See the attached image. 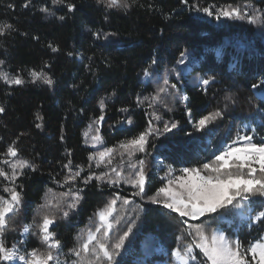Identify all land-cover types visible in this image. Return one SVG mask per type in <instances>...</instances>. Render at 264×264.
Listing matches in <instances>:
<instances>
[{
	"label": "trees",
	"instance_id": "1",
	"mask_svg": "<svg viewBox=\"0 0 264 264\" xmlns=\"http://www.w3.org/2000/svg\"><path fill=\"white\" fill-rule=\"evenodd\" d=\"M26 2L0 0V26L12 25L0 35V60L4 61L0 70L13 76L18 74L25 81L19 86L0 81V106L5 109L0 113V153L17 141L20 157L36 166L35 171L25 169L17 180L22 205L8 221L6 245L16 244L22 253L33 248L46 252L38 236L31 233L23 236L22 230L34 219L38 222L42 215L54 214L56 222L51 230L67 253L75 246L82 229L86 231L91 226L94 230L97 223L94 213L118 192L134 202L117 205L114 216L122 219L111 233L112 241L127 230L130 222H134V228L117 260L120 264H172L171 249L177 246V236L186 235V226L177 214L151 203L148 197L162 186L163 165H172L178 173L182 167L211 162L214 154L235 139L238 130L253 135L254 142L264 138V94L251 87L264 79V23L217 21L190 10L180 0H128L127 9H109L97 0H65L58 5L51 0H31L30 6L24 8ZM67 3L75 4L72 12L68 11ZM191 3L233 4L242 9L251 3L256 9H264V0H190ZM41 7H47L49 12L40 11ZM94 32H100L101 38L94 37ZM103 34H108L107 38ZM49 44L57 51L53 52ZM181 51L188 56L184 64H177ZM153 59L158 63L153 65ZM150 66L152 76L145 78L144 70ZM29 70L45 72L53 85L32 83ZM165 75L177 89L162 94L156 110L164 121L178 122V127L164 133L163 122H156L161 134L150 138L148 155L137 153L145 159L149 173L147 194L143 199L133 198L134 189L128 184L118 188L96 180L84 184L82 178L90 172L108 171L103 164L97 168L95 162L89 168L90 152L117 147L121 141L146 129L145 113H151L152 109L147 102L137 106V97L152 95ZM198 76L215 79L205 89ZM182 95H187L188 100L181 101ZM101 99L106 105L105 119L99 125L102 144L94 148L90 136L86 138L84 132L100 115ZM122 108L128 111H119ZM189 109L196 119L217 109L224 114L198 132L188 122ZM37 114L43 117L42 121L36 119ZM37 123L42 127L36 128ZM96 127L93 124L90 135L95 134ZM69 158L84 171L75 183V188L81 189L80 203L65 218L61 209L67 210V201L60 194L67 187L57 181H63L67 170L62 165ZM155 159L162 164L157 165ZM127 160L125 156V174L129 171ZM113 166H121L119 152ZM6 184L0 177V195L5 197ZM49 201L59 202L61 207H40ZM246 215H232L219 222L202 220L209 235L220 228L230 239L239 237L247 247L263 236L264 224H251ZM37 231L33 225L31 232ZM21 240L25 243L21 244ZM66 259L71 264L75 257L61 255V264Z\"/></svg>",
	"mask_w": 264,
	"mask_h": 264
},
{
	"label": "snow or ice",
	"instance_id": "2",
	"mask_svg": "<svg viewBox=\"0 0 264 264\" xmlns=\"http://www.w3.org/2000/svg\"><path fill=\"white\" fill-rule=\"evenodd\" d=\"M64 2L65 0H51L53 5ZM180 2L189 5L190 10L213 17L217 21L229 19L247 20L249 24L253 25L264 23V9H256L251 3L246 4L242 9L239 5L233 4L201 6L199 3L190 4V0H180ZM97 3H102L109 9H127L129 6L128 0H97ZM30 4L31 0H27L23 7L28 8ZM66 6L69 12H72L76 7L73 3H67ZM40 11L49 12V9L41 7ZM59 18L64 19L63 16ZM11 28L12 25L10 24L0 26V35L5 34L6 30ZM101 35L100 32L93 33L97 39L101 38ZM103 35L104 38H107L108 34ZM48 47L53 52L57 51L51 44ZM187 56L186 51H181L176 63L184 64ZM157 63L158 61L153 59L152 64ZM2 64L4 61L0 60V65ZM29 75L32 78V83L42 81L49 86L54 83L43 71L29 70ZM144 76L151 78V66L144 70ZM214 79L213 76L197 77L199 84L205 89ZM0 81L10 86H19L25 83L20 75L13 76L3 70H0ZM251 87L264 94V79L257 81ZM169 89L175 90L177 85L171 83L168 76L165 75L162 83H158L152 95L137 97V106H142L147 102L148 107L152 109L151 113H145L148 116L146 129L130 139L121 141L117 147H104L103 150L90 152L88 156L89 168H92L91 162H95L97 168L103 164L108 167V171L99 174L90 172L89 175L82 178L84 184H88L92 180L106 183L113 188H118L121 184H128L134 189L131 193L133 198H144L147 194L146 185L149 173L146 171L145 159L138 157L137 153L148 155L147 149L150 138L161 134V129L156 122H163L164 133L171 132L178 127V122L164 121L156 110V106L162 100V94H170ZM180 99L186 101L188 96L182 95ZM225 99L231 98L225 97ZM99 107L100 115L89 124L88 130L84 132L86 138L90 136L94 148L102 144L99 125L105 119L106 105L103 99L99 101ZM4 111V107L0 106V113ZM119 111L127 112L128 109L122 108ZM223 114L222 110L217 109L196 119L190 109L186 112L188 122L198 132L207 129ZM36 119L42 121L43 117L37 114ZM128 123H132L131 119L128 120ZM93 124L97 127L95 134L90 135ZM35 127L41 128L42 124L37 123ZM255 131L252 129V132ZM18 139L19 137H17ZM61 140H63V136H61ZM117 152L121 157V166H113ZM19 153L17 141L8 144L5 151L0 153V165H3L0 167V177L7 181L3 188V192L7 193V196L0 195V264H61V255L75 257L71 264H120L117 256L125 248L126 241L133 233L134 222H130L127 230L112 241L111 233L122 219V217L114 216V213L118 211L117 205L119 203L122 202L123 206H127L134 200L118 192L113 193L111 199L94 213L97 218L94 230L91 226H87L86 231L82 229L76 236L75 246L69 248L67 253L63 251L62 241L51 230L56 222L54 214H44L38 222L34 219L32 223L25 224L22 230L24 234L31 233L38 236L46 246V252L42 253L33 248L21 253L16 244L11 247L6 245L4 234L9 227L8 221L11 216L20 211L22 205L21 186L17 184V180L25 174V169L31 168L33 171L36 169L35 164L20 157ZM68 155L70 157L71 153L68 152ZM125 156L128 158L127 168L129 171L127 174H125L123 167ZM160 163L162 164V162ZM62 167L67 170V173L63 181H57V183L62 187H67V191L60 194L67 201V210L61 209L63 216L67 218L69 212L76 209L80 203L81 189L75 188V183L81 179L84 168L79 164L73 165L71 158ZM161 170L165 171L164 176L160 178L162 186L157 188L148 199L153 204L161 205L170 213L177 214L182 224L186 226V235L182 233V235L177 236V246L171 249L172 264H264V237L257 239L254 243H249L245 247L239 237L230 239L219 228L213 230L209 235L208 226L202 220V218H208L219 222L232 215L247 214L246 218L251 224H264V138L254 142L253 135H249L247 132L241 134L238 130L235 139L226 144L222 150H219L218 154H214L211 162H203L199 166L182 167L178 170L179 174L170 164L163 165ZM257 198L259 199L257 200ZM40 207L60 208L61 205L59 202L52 204L49 201L47 205ZM198 220L200 223H189V221ZM33 225L38 229L37 232H31ZM20 243L23 244L25 241L21 240ZM197 249L199 250L198 253L196 252ZM64 264H68L67 259Z\"/></svg>",
	"mask_w": 264,
	"mask_h": 264
},
{
	"label": "rangeland",
	"instance_id": "3",
	"mask_svg": "<svg viewBox=\"0 0 264 264\" xmlns=\"http://www.w3.org/2000/svg\"><path fill=\"white\" fill-rule=\"evenodd\" d=\"M255 93H256V92H255ZM155 162H156L157 165L160 164V161H159V160H156V159H155ZM177 174H179V172H178ZM215 229H217V228H215ZM215 229H214V230H215ZM219 229H220V228H219ZM220 230H221V229H220ZM25 235H27V234H24V233H23V236H25ZM262 237H264V234H263ZM20 251H21V253H22V249H20Z\"/></svg>",
	"mask_w": 264,
	"mask_h": 264
},
{
	"label": "bare ground",
	"instance_id": "4",
	"mask_svg": "<svg viewBox=\"0 0 264 264\" xmlns=\"http://www.w3.org/2000/svg\"><path fill=\"white\" fill-rule=\"evenodd\" d=\"M262 95V94H261Z\"/></svg>",
	"mask_w": 264,
	"mask_h": 264
},
{
	"label": "built area",
	"instance_id": "5",
	"mask_svg": "<svg viewBox=\"0 0 264 264\" xmlns=\"http://www.w3.org/2000/svg\"><path fill=\"white\" fill-rule=\"evenodd\" d=\"M160 161V160H159Z\"/></svg>",
	"mask_w": 264,
	"mask_h": 264
}]
</instances>
